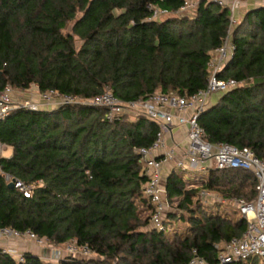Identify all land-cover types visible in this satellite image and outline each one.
I'll return each instance as SVG.
<instances>
[{
	"label": "trees",
	"instance_id": "obj_1",
	"mask_svg": "<svg viewBox=\"0 0 264 264\" xmlns=\"http://www.w3.org/2000/svg\"><path fill=\"white\" fill-rule=\"evenodd\" d=\"M0 0V90L36 85L86 100L110 90L123 102L151 94L188 97L207 85L209 61L227 36L234 44L222 78L238 82L216 93L198 115L205 139L249 147L264 159V4L230 27V12L198 0ZM155 9L165 10L151 18ZM84 103L49 109H13L0 120V142L12 148L0 169L34 185L29 197L9 187L0 172V229L30 230L58 245L74 239L96 257L47 261L25 251L18 262L0 248V264H185L192 250L216 260L214 244L241 236L243 218L206 211L197 188L172 171L163 183L167 222L187 221L169 234L141 216L147 176L135 147L153 142L158 124ZM204 187L226 198L255 196V177L244 169L209 172ZM258 257L230 264H256Z\"/></svg>",
	"mask_w": 264,
	"mask_h": 264
},
{
	"label": "built area",
	"instance_id": "obj_2",
	"mask_svg": "<svg viewBox=\"0 0 264 264\" xmlns=\"http://www.w3.org/2000/svg\"><path fill=\"white\" fill-rule=\"evenodd\" d=\"M221 7H227L230 12V27L238 22L237 9L244 0H206ZM198 0H185L180 13L193 12ZM166 14L165 10L155 9L151 18ZM235 47L229 36L223 44L215 49L209 61V77L204 89L185 97L175 93L164 94L156 92L146 99L123 102L113 95L110 90L82 100L74 96L59 93L54 89L39 92L40 103L31 101L14 102L11 98L12 87L6 85L0 90V120L6 117L13 109L27 108L30 110L44 109V107H58L66 104L84 103L106 109L105 119L112 121L124 112L137 111L158 124V130L151 145L135 147L139 156L143 173L147 182L143 187L142 196L148 200L154 209L149 212L150 225L158 231L169 232V223L165 220L166 211L170 203L166 199L163 186V171L169 164L186 172L203 171L208 166L217 169H244L250 171L255 177V196L252 199L238 197L235 199L236 208L241 218L246 221V229L241 236H235L227 241L214 244L217 250L216 260L207 261L198 255L196 249L192 250V257L185 264H230L233 261L258 257L264 261V159L258 157L249 147H237L226 142L212 143L205 139L204 129L198 122V115L209 105L212 94L226 92L238 85L233 78H222L218 73L222 71L227 61L232 57ZM177 114H174V111ZM189 112V114H187ZM172 125H187V145L182 148L178 144L169 145L165 137ZM0 142V147L2 148ZM1 172V169H0ZM3 173V172H1ZM4 174V173H3ZM7 183L12 182L13 187L25 197L32 193L34 185L26 184L4 174ZM200 198L209 194L206 189L201 190ZM2 239H20L34 243L45 254L39 255L47 261H58L67 256L89 258L92 252L86 245H77L71 239L63 245L65 252L61 253L60 245L46 237H40L30 230L18 231L11 227L0 229ZM2 252L24 261V250L16 247H1Z\"/></svg>",
	"mask_w": 264,
	"mask_h": 264
},
{
	"label": "crops",
	"instance_id": "obj_3",
	"mask_svg": "<svg viewBox=\"0 0 264 264\" xmlns=\"http://www.w3.org/2000/svg\"><path fill=\"white\" fill-rule=\"evenodd\" d=\"M263 4H264V0H244L243 2H241L236 12L238 20L241 18L238 15L239 14L241 15L242 9H244L243 11L245 13L246 10L252 7H255V6L263 5ZM29 89L33 92V94H36V92L38 93V88L35 85H32L31 88ZM29 89L25 91L20 90L19 92L22 95L26 93V91L29 92L30 91ZM217 98L218 96L216 94H212L208 101L209 104L211 105L215 103ZM49 108H52V107L51 106L44 107V109H49ZM173 111H174V114L178 113L175 110ZM187 114H189V112ZM165 137L167 140V144L169 145L178 144L182 148L186 147L187 145V125H172L169 131L166 132ZM2 145H3L2 148L0 147V158L10 157L12 154V148L3 143ZM212 167L208 166L206 169L200 172L199 171L191 172L190 177H186L185 175L186 173L182 172V170L175 168L173 165L169 164L165 167L163 171V177H164L163 183L165 181V178L169 175V173H171L172 171H176L177 175L185 182L186 187L188 189L197 188L198 199L200 200V202L202 203L206 211L212 214H220L224 217H227L233 220L240 219L241 216L235 204V199L238 197L226 198V197L220 196L215 191H211L210 189L203 186L209 177L210 170L213 169ZM204 189L209 191V194L204 198L205 202H202L199 196L200 195L199 192ZM174 200L177 201L178 198H175ZM9 240L0 238V248L1 247H11L15 245L14 242L11 241L12 239H9ZM15 240H18V239H15ZM23 242L24 243H22L20 247L24 248V251H29V252H32L38 255L37 251L32 250L31 244L29 242H26V241H23ZM43 252L42 254H44ZM256 264H264V261L262 260H260V262L257 261Z\"/></svg>",
	"mask_w": 264,
	"mask_h": 264
},
{
	"label": "rangeland",
	"instance_id": "obj_4",
	"mask_svg": "<svg viewBox=\"0 0 264 264\" xmlns=\"http://www.w3.org/2000/svg\"><path fill=\"white\" fill-rule=\"evenodd\" d=\"M243 10L244 9L241 10L242 11L241 15L239 14L238 16L242 17L244 15V11ZM189 14H193V13L192 12H189ZM32 85H34V84H32ZM31 86L29 88H31ZM12 90L13 91H12L11 98H12V100L14 102H19V101H23V100L24 101H31V102L37 103V104L41 102L40 96H39V90H38V93L36 92V94H33V92L29 89L30 90L29 92L26 91V93L22 94L24 96L21 95V93L19 92L20 90L15 89L13 87H12ZM25 90H27V89H25ZM40 104L42 105V103H40ZM137 114H138V112L137 111H134V112L129 113V116H130V118H134ZM190 174H191V172L188 171V172H186L185 175H186V177H190ZM140 205H141L140 206L141 216L142 217H146L147 215H149V209H147L146 205L141 204V203H140ZM169 207H170V209H174L175 211H178V210H176V201L175 200L172 203H170V206ZM186 227H188L187 221L171 220L170 223H169V234L171 235V234H173L175 232H182V231H184L186 229ZM11 241L14 242V244H15V245H13L11 247H17V249L19 251H23L24 250V248H21L20 246L22 245V243H24L23 241H26V240H23L22 241L20 239L19 240L12 239ZM26 242H28V241H26ZM29 243L31 244L32 250H35V251L38 252L39 255H42V252H43L42 249H40L39 247H37L32 242H29ZM64 244H61L60 245L61 249H59V250L61 251V253H64L65 252V247H63ZM66 256L67 255H64V257H66ZM90 257H96V256L94 254H92ZM62 258H63V256H62Z\"/></svg>",
	"mask_w": 264,
	"mask_h": 264
},
{
	"label": "water",
	"instance_id": "obj_5",
	"mask_svg": "<svg viewBox=\"0 0 264 264\" xmlns=\"http://www.w3.org/2000/svg\"><path fill=\"white\" fill-rule=\"evenodd\" d=\"M8 186H9V187H13V183H12V182H9V183H8Z\"/></svg>",
	"mask_w": 264,
	"mask_h": 264
}]
</instances>
